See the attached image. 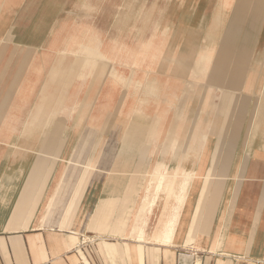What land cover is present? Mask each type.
<instances>
[{"label": "crops", "instance_id": "1", "mask_svg": "<svg viewBox=\"0 0 264 264\" xmlns=\"http://www.w3.org/2000/svg\"><path fill=\"white\" fill-rule=\"evenodd\" d=\"M11 1L0 0V264H264V0ZM190 128L198 148L182 144ZM187 177L173 244L130 239L133 210L154 197L149 219L165 216ZM189 231L201 250L183 246Z\"/></svg>", "mask_w": 264, "mask_h": 264}, {"label": "bare ground", "instance_id": "2", "mask_svg": "<svg viewBox=\"0 0 264 264\" xmlns=\"http://www.w3.org/2000/svg\"><path fill=\"white\" fill-rule=\"evenodd\" d=\"M9 1V0H7ZM14 1V0H12ZM11 1V2H12ZM240 1V4H242V0H239ZM9 4V3H8ZM238 9H241V8H238ZM236 11V13L234 14V16H238L239 13L241 12V10H238ZM10 33V32H9ZM10 35V34H9ZM11 36V35H10ZM10 36H7L10 37ZM12 37V36H11ZM5 38V39H7ZM230 38L231 35L228 33L224 36V39L222 40V46H221V49H220V52L221 54H223L226 59V56L229 55V58L232 57V52L229 48L230 46ZM83 54L86 55L85 57V61L86 62H89L90 61V58H93L95 54V50L92 51L88 46H84L81 48ZM207 50L206 49H203L202 51H200V56L201 58H199L196 63L197 65L195 64L194 66V73L191 74L193 76L195 75H198L199 73L198 70H200V66L202 65V62H203V59L206 58L207 56ZM96 58V57H95ZM97 58H98V54H97ZM100 59V58H98ZM227 60V59H226ZM233 60V59H232ZM238 60V61H237ZM236 62H237V65L240 63L241 66H242V59L239 60V59H236ZM104 65V64H103ZM106 68H107V64H105ZM109 66V64H108ZM105 67H103L105 69ZM110 69V68H109ZM218 69V68H217ZM107 71V69H106ZM106 71L104 73H106ZM211 73L210 75H214V77L216 78V80L218 81H221L222 80V76L219 75L218 73ZM237 74L234 73V74H230V77L232 80L235 79V76ZM63 76V75H62ZM231 85L233 87V82H231ZM225 92V90H224ZM230 94V98H231V104H230V120H226V124H225V128L224 129H227L230 125H232L233 127L235 126L233 124V112H234V109H235V106H234V103H235V97L237 98V93L235 95L234 93V89L231 88L228 95ZM239 94V93H238ZM222 95V93H221ZM226 97V95H224ZM262 96V95H261ZM223 97V95L221 96ZM220 97V99H221ZM228 97V98H229ZM241 97V96H240ZM227 98V97H226ZM244 98V97H243ZM250 99V98H249ZM261 99V98H260ZM263 99V98H262ZM226 100V99H225ZM237 100V99H236ZM240 100V99H239ZM251 100V99H250ZM227 102L228 99L226 100ZM225 103V102H223ZM224 107H225V104H223ZM259 107V110L262 114L263 110H264V102H261L260 105L258 106ZM228 108V107H227ZM223 109V108H222ZM225 110V108H224ZM223 110V111H224ZM222 111V112H223ZM220 112V111H219ZM217 113V111H216ZM227 113V112H226ZM47 114V113H46ZM45 114V116H46ZM223 115V114H222ZM224 115H225V112H224ZM229 116V114H228ZM256 116V115H255ZM229 119V118H228ZM256 119V118H255ZM224 120V119H223ZM231 121V122H230ZM48 122V118L46 117L45 120L43 121V123H40L38 125H36L35 127H43L45 126V124ZM224 122V121H223ZM224 122V123H225ZM224 123H223V127H224ZM254 123V122H253ZM222 127V126H221ZM259 129V128H258ZM252 131V130H251ZM194 134V131L192 132V129L190 128L189 129V132H188V136H186V138L184 139L183 143L182 144H185L187 142H189L190 140H195V139H198L196 143V148H198L203 140H204V136L203 137H196V135H193ZM175 143L174 142H171L170 144H173ZM217 143V142H216ZM220 143V141L218 142ZM234 145V140L233 138H231V142H230V146L232 147ZM239 171V170H238ZM186 172L185 170H182V174L181 175H185ZM159 175H162L164 177V175L166 176H169V174H167L164 169L163 170H159L158 171V176ZM158 178V177H157ZM157 178H156V184L155 186L153 187V191H155V194H157V191H158V183H157ZM188 180L189 178L187 177V179L185 178H180V182L178 183L177 187H178V192L177 194L175 195V207L174 209L170 212V211H167L166 215L165 216H162L161 218H159L158 216H155V217H151L149 219V215L152 213V210H153V207L157 206L158 205V200L155 199L154 197H152L151 199H148L146 200V202H144L142 208L139 206L136 207L134 210H133V222L134 224L136 225V229H134V232L135 233H131L129 234V238L132 239V240H141L140 242H153V243H159V244H162V245H166V246H169V245H172L173 244V234H174V230H175V227H176V223H177V220H178V217H179V213H180V209L182 207V204L184 202V199H185V194H186V190H187V184H188ZM148 186V185H147ZM165 188H169V185H165L163 186V190H165ZM206 186L204 187V190H203V194H202V197L206 196ZM137 199V198H136ZM202 199V198H201ZM201 199L199 201V204L195 210V213L196 211L200 214L201 213V207L203 206V203L201 202ZM194 213V215H195ZM221 213V212H220ZM148 215V216H147ZM132 218V217H131ZM130 218V219H131ZM128 219V218H127ZM127 219L126 221L124 222V224H127ZM130 219H129V223H128V227L130 226ZM190 230V228H189ZM119 235H122L121 233H119ZM78 241V238L75 237V236H70V242H71V245H74L76 244V242ZM247 242V241H246ZM197 241H194L191 243V237H190V231L188 232L187 234V237H186V240L184 242V247L187 248V246H189V248L192 246V248L194 250H201V248L197 245ZM203 246V245H202ZM129 245H125V252L128 253L129 252ZM139 253V252H138ZM156 254H158V251L157 250H154V254L153 252L151 253V258H154L156 256ZM182 264H185L187 263V259L186 257H182V260H181Z\"/></svg>", "mask_w": 264, "mask_h": 264}, {"label": "rangeland", "instance_id": "3", "mask_svg": "<svg viewBox=\"0 0 264 264\" xmlns=\"http://www.w3.org/2000/svg\"><path fill=\"white\" fill-rule=\"evenodd\" d=\"M231 142V141H230ZM209 217H208V215H206V217H205V221H204V224L206 225L207 224V222L209 221ZM204 229V227H202V229L201 230H203ZM142 248V250H143V247H141ZM142 254H143V251H142Z\"/></svg>", "mask_w": 264, "mask_h": 264}]
</instances>
